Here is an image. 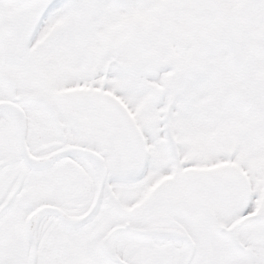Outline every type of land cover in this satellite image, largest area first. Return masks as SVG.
<instances>
[{
	"label": "snow or ice",
	"instance_id": "1",
	"mask_svg": "<svg viewBox=\"0 0 264 264\" xmlns=\"http://www.w3.org/2000/svg\"><path fill=\"white\" fill-rule=\"evenodd\" d=\"M0 264H264V0H0Z\"/></svg>",
	"mask_w": 264,
	"mask_h": 264
}]
</instances>
